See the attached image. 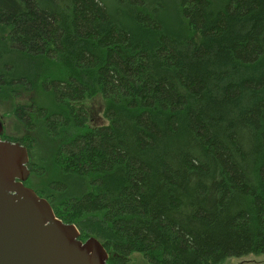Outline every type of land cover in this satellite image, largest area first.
<instances>
[{
	"label": "trees",
	"instance_id": "16d2710c",
	"mask_svg": "<svg viewBox=\"0 0 264 264\" xmlns=\"http://www.w3.org/2000/svg\"><path fill=\"white\" fill-rule=\"evenodd\" d=\"M171 5L0 0L2 139L107 264L264 255V0Z\"/></svg>",
	"mask_w": 264,
	"mask_h": 264
},
{
	"label": "water",
	"instance_id": "95a60500",
	"mask_svg": "<svg viewBox=\"0 0 264 264\" xmlns=\"http://www.w3.org/2000/svg\"><path fill=\"white\" fill-rule=\"evenodd\" d=\"M0 264H107L102 244L80 240L74 224L58 219L48 201L25 183L29 156L18 142L1 140Z\"/></svg>",
	"mask_w": 264,
	"mask_h": 264
},
{
	"label": "rangeland",
	"instance_id": "374dc122",
	"mask_svg": "<svg viewBox=\"0 0 264 264\" xmlns=\"http://www.w3.org/2000/svg\"><path fill=\"white\" fill-rule=\"evenodd\" d=\"M105 1H106L107 6H109L110 8L114 7V0H105ZM165 1H166V3H168L169 6H172L171 5L172 0H165ZM0 119H1V122L3 125L4 133H6L8 135H10V134L18 135V133L15 132V131H17V129L15 128L14 123H16V122L14 121L13 118H11L10 116H6L5 114H3L0 111ZM37 146H38V144L36 145V147L32 148L31 151H33V149H34V153H35V150H38ZM30 159H31V161L37 162L36 155H33V157H32V155H30ZM28 169H29V167H28ZM132 258H133V262H131L130 264H144V262L140 256L136 255V256H133ZM223 264H264V255H260V256L251 255V256H243V257H237V258L231 257V258H228Z\"/></svg>",
	"mask_w": 264,
	"mask_h": 264
},
{
	"label": "flooded vegetation",
	"instance_id": "af4514ba",
	"mask_svg": "<svg viewBox=\"0 0 264 264\" xmlns=\"http://www.w3.org/2000/svg\"><path fill=\"white\" fill-rule=\"evenodd\" d=\"M3 133H4V132H3ZM2 135H3V134H2ZM1 140H3V139H2V136H1ZM28 164H29V162H28ZM27 166H28V165H27Z\"/></svg>",
	"mask_w": 264,
	"mask_h": 264
}]
</instances>
